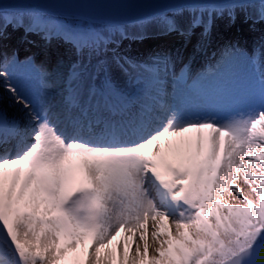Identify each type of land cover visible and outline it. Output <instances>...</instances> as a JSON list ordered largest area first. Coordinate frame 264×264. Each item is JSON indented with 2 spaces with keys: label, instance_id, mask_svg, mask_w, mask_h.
I'll list each match as a JSON object with an SVG mask.
<instances>
[{
  "label": "bare ground",
  "instance_id": "6f19581e",
  "mask_svg": "<svg viewBox=\"0 0 264 264\" xmlns=\"http://www.w3.org/2000/svg\"><path fill=\"white\" fill-rule=\"evenodd\" d=\"M245 1L185 5L170 11L181 13L166 24L176 26L177 33H165L163 25H157L134 42L120 31L115 34L117 29L108 32L111 25L87 17L94 21L92 32L97 37L95 51L99 55L87 59L85 56L86 61L81 59L74 75L66 79L70 89L65 95L85 104L91 101L88 114L63 100L67 56L54 63L52 52L39 49L41 41L38 39V44L34 45L41 52L39 58L29 50L28 44L19 41L20 38L10 37L8 47L0 46V114L10 118L4 121L5 136L0 142V230L3 229L4 238L8 240L7 243L0 241V250L6 251L8 258L32 254L37 257L36 264H105L102 261L111 250L113 253L117 247L124 248L123 241L132 239L129 235L134 231L141 235L140 225L144 231L148 229V234L153 233L155 219L150 209L169 212L171 223L181 225L193 221L204 209L207 211L219 202L233 199L239 203L249 196L246 192L254 191L250 190L254 178H264V60L258 54L264 53V22L260 19H264V0ZM0 11H10L12 15L14 10ZM199 20L203 26L199 31L201 36L205 28L210 30L205 52L198 56L189 54V60L184 59L183 53L176 62L174 52L182 51L183 47L177 49V44L167 42L165 37L187 32L194 35L191 32L200 27L196 23ZM142 26L137 20L123 25L128 30L126 35H133ZM13 29L12 25L4 33L16 32ZM193 37H182V42L188 45ZM251 38L255 40L257 53L253 56L258 57L255 59L258 71L244 69L242 77L253 82L258 91L253 101L233 106L232 110L215 109L207 103L196 107L186 102L180 97L182 87L169 80L171 74L165 70L159 72V66L168 68L176 63L189 72L188 88L194 85L198 88L203 73L209 74L236 52L234 59L240 56L247 50L244 45ZM66 39L68 50L87 40L83 36ZM105 41L112 46L103 51L101 45ZM141 42L148 46L167 43L166 52L159 48L138 54L136 45ZM229 44L232 47L222 49ZM54 45L50 49L57 52ZM17 47L24 53L8 68L4 62L9 61ZM251 51L246 53L252 56ZM148 65L156 69V75L148 70ZM47 73L54 76L43 79ZM86 82H95L96 89H86ZM218 84L219 89L221 84L222 89L225 86L224 81ZM132 91L138 98L131 97ZM104 93L106 102L117 100L131 107L139 101V121H130L125 131L117 130L120 118L107 114L104 104L97 99ZM130 112L123 110L122 117L129 118ZM160 118L158 125L153 124ZM111 124L116 127L105 131L103 127ZM145 128V133L135 140L134 132ZM24 131L25 137H21ZM107 136L113 143L106 141ZM129 155L143 157L147 163L145 170L132 169L141 202L130 218L140 224L137 229L128 228L125 223L130 219L122 220L124 229L118 239V228L114 226L116 214L113 210L111 214L103 200L104 182L113 173V163L118 159L125 161ZM174 165L176 171L172 169ZM162 174L175 178L169 190L163 192L167 204L156 200L153 194L152 186L163 185L152 182L151 175ZM238 185L245 188L244 195ZM181 196L188 199L184 207L179 204ZM165 205L171 206V210ZM249 219L245 214L244 220L235 224L249 222ZM95 248L101 249L99 257L96 255L98 260L92 256ZM74 249L78 253H74Z\"/></svg>",
  "mask_w": 264,
  "mask_h": 264
},
{
  "label": "rangeland",
  "instance_id": "374dc122",
  "mask_svg": "<svg viewBox=\"0 0 264 264\" xmlns=\"http://www.w3.org/2000/svg\"><path fill=\"white\" fill-rule=\"evenodd\" d=\"M87 21L81 19L72 23L68 20V23L69 25L72 23L71 26L74 29L80 30L81 34L88 36L86 38L88 41L95 43L97 37L95 32L91 34L92 25ZM114 29L110 26L108 32H112ZM253 44H249L252 49V56H249L245 51L234 59L237 52L234 53L229 58L224 59L223 63L209 74L203 73L200 76L198 88H195V85L188 88L189 72L188 70L183 71L182 67L176 63L169 65L168 68L159 66V72L165 70V73L168 71L171 74L169 80L182 87L180 97H183L186 102L190 101V104H196V107H199L201 103H207L206 105L213 106L215 109L232 110L233 106L235 108L253 101L258 91L255 89L256 86L253 85V82L245 81L242 77L245 73L244 69L255 72V59L258 57L257 55L253 56L256 52ZM103 45L107 50L108 44L104 42ZM86 46L90 47V42ZM94 47H97L96 43L90 50L84 51L87 56L86 59L99 55ZM201 47L204 49L203 45ZM258 54L263 60L264 54L260 52ZM10 55L9 61L5 60L4 62V65H7L8 68H12L13 62L18 60L15 55ZM54 56V63L62 61V59H58L59 57L54 58ZM69 56L70 64L68 62L67 66L75 61L73 55ZM243 58H245V61ZM186 59L188 60V58ZM82 61L86 60L83 59ZM148 70L150 72L152 70V73L156 75V69L153 67L149 66ZM241 71L243 72L241 73ZM53 76L52 73H47L42 78L51 79ZM220 81L225 82L223 89V84L219 89L218 83ZM64 83L65 80L62 81V84ZM89 84L86 82V89L89 88ZM192 90L196 93H191ZM97 99H102L101 94L97 96ZM3 109L5 108L3 107ZM33 132L34 129L30 134L32 135ZM113 165L115 167L111 168L113 172L110 175L111 177H108L104 182L103 200L111 209V214L112 210L116 214L114 226L118 228L116 237L120 239L119 233L124 229L122 220L130 219L129 223L124 222L128 224V228L129 226L135 227V229L139 227L138 220L136 222L130 218L133 216L131 213L136 211L141 202L137 187H135V175L132 169L144 170L146 163L144 165L143 157L129 155L125 161L118 159ZM254 179L252 181L253 189H250L254 191L246 192L249 195L248 197L240 200L239 203L233 199L228 200L226 203L219 202L207 211L204 209L201 215L194 217L193 221L189 223L173 225L167 215L168 213L159 209H150L149 212L155 219L153 233L148 234V229L144 231V228L140 225L141 235L134 231L129 235L132 239L129 238L128 242L123 241L124 248L123 246L121 248L117 247L113 250V253L111 250L109 256L102 262L105 264H220L248 245L264 241V178L258 180L255 177ZM238 188V190H242V195H244L245 188L240 185H238ZM245 214L250 217L249 222L236 225L235 222L238 223L244 220ZM217 233H221V237ZM80 250L78 249L79 252ZM100 250L99 248L94 249L93 258L97 259L99 257ZM74 251L76 253L77 249H74ZM16 257L19 263L15 264H36L38 262L37 257L32 254H18Z\"/></svg>",
  "mask_w": 264,
  "mask_h": 264
},
{
  "label": "water",
  "instance_id": "95a60500",
  "mask_svg": "<svg viewBox=\"0 0 264 264\" xmlns=\"http://www.w3.org/2000/svg\"><path fill=\"white\" fill-rule=\"evenodd\" d=\"M238 1L244 0H0V9L78 14L82 18L114 22L137 20L145 25L185 5L206 3L224 5ZM221 264H264V242L243 249Z\"/></svg>",
  "mask_w": 264,
  "mask_h": 264
}]
</instances>
